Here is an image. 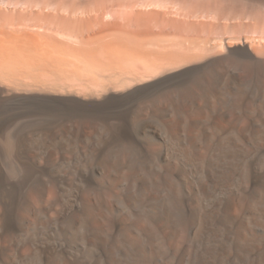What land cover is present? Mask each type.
<instances>
[{"label":"bare ground","instance_id":"1","mask_svg":"<svg viewBox=\"0 0 264 264\" xmlns=\"http://www.w3.org/2000/svg\"><path fill=\"white\" fill-rule=\"evenodd\" d=\"M0 264H264V0H0Z\"/></svg>","mask_w":264,"mask_h":264}]
</instances>
